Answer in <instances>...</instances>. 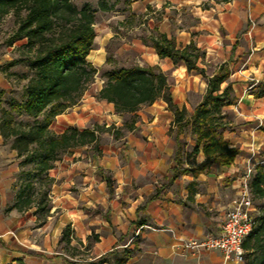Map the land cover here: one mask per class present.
I'll list each match as a JSON object with an SVG mask.
<instances>
[{"label":"rangeland","instance_id":"374dc122","mask_svg":"<svg viewBox=\"0 0 264 264\" xmlns=\"http://www.w3.org/2000/svg\"><path fill=\"white\" fill-rule=\"evenodd\" d=\"M75 5L81 8L85 4H90L98 13V39L103 45L108 38L102 37L107 31L117 33L110 42L109 52L114 57L112 64H105L106 54L103 46L95 49L88 57L90 62L96 64L99 73L95 83L89 86L81 101L64 113L57 116L51 125V130L60 134L67 127L74 126L80 130L93 127L99 123L102 127L100 138L95 146L87 145L72 152L62 155L55 162L54 168L47 173H38L35 163H25V158L18 157L16 152H12V140H4L7 150H10L8 161L10 166L8 173L13 176V190L15 197L19 198L21 209L31 208L32 213L38 217L37 222L47 220L52 216L53 225H27L26 231L20 235L18 244L19 259L13 264H102L100 262H90L93 258V245L101 235L107 233L101 229V225H96L95 229L85 225L76 229L72 225L59 224L61 208L52 209L58 205L55 202L54 192L61 190H71L73 194L80 188L89 187L93 184V190L104 191L106 184H101L103 175L112 179L114 191L117 190V179L123 176L124 167L121 164L122 155L120 150L124 143H130L125 160L132 163L131 171L134 174V159L131 155L133 151H141L145 142H152L156 137V129L160 128V133L174 137L177 126L170 114L172 111L167 103L162 100L152 106L141 108L135 115H125L114 117L113 110H109L105 104H98L97 94L104 86V73L114 66H128L133 63L140 65H155V62L162 65V71L168 76L171 89L174 90L176 102L180 107H186L189 114L193 113L195 104L200 100V94H204L207 89V79L196 72H188L183 65L171 66L168 62L160 61L154 55L152 49L142 48L135 41L136 35L140 32L131 31V26L137 23L120 24L118 21L110 22L107 13H102L99 9L100 0H72ZM98 5H97V4ZM111 4L115 0H110ZM218 0H210L203 8L208 10L205 18L196 19L199 30L194 35L196 43L205 52L204 57L199 61V65L206 70L207 75L212 74L219 65L230 63L231 77L235 93L239 97L236 105L226 107L224 112L230 122L231 129L226 133L228 139L233 142L251 143L252 146H244L254 152L256 158L262 157L258 161L251 160L256 166L264 163V98L258 99L256 93L264 89V0H239L236 3L222 6L224 20L219 19ZM118 8L123 11L126 9L124 2L117 3ZM161 13L153 14L154 21L161 17ZM111 14V13H110ZM118 17V16H117ZM194 21V22H195ZM102 22V23H101ZM18 27L17 19L13 12L0 14V56L3 59L1 65H6L14 59L26 56L24 44L26 40L17 41L13 45L9 44V38ZM135 43V44H133ZM28 63H19L11 68L13 73L10 77L11 85L0 90V123L5 117L4 110L11 111L17 122L27 123L31 121L21 110L20 104L23 99V87L27 84V76L30 75ZM94 64V65H95ZM166 71V72H165ZM224 84L223 86H225ZM188 98L186 99V94ZM180 97V98H179ZM188 102V106H181ZM165 110H169L166 112ZM136 121L134 127H124L125 122ZM186 140L185 152L192 155L193 147L189 144L193 142L191 131L188 129L184 136ZM167 142V141H166ZM165 142V143H166ZM171 145V144H170ZM262 145V146H261ZM240 146V145H238ZM262 147V148H261ZM262 149V150H261ZM74 152H77L73 156ZM260 152V153H259ZM69 159V160H68ZM76 163L80 165L76 172L75 168L68 165ZM107 163H109L107 165ZM111 167L115 171L104 170L102 175H97V167ZM79 173V174H78ZM75 174L77 176L75 177ZM117 178H116V177ZM68 186H63L65 183ZM71 181L73 184H71ZM99 195L102 196L101 193ZM31 199V204L27 200ZM258 213L264 211V199H254ZM123 205L126 204L123 202ZM63 206V204H62ZM35 208V210H34ZM51 212V213H50ZM100 228V234L96 233V228ZM124 255L109 256L107 262L117 264L118 260ZM255 256H247L244 264H254ZM75 260L87 261V263H76Z\"/></svg>","mask_w":264,"mask_h":264},{"label":"trees","instance_id":"16d2710c","mask_svg":"<svg viewBox=\"0 0 264 264\" xmlns=\"http://www.w3.org/2000/svg\"><path fill=\"white\" fill-rule=\"evenodd\" d=\"M116 2L110 5L108 0H100L99 9L110 12ZM9 12H13L18 27L8 42L13 45L26 40V56L0 65V70L10 77L12 67L28 63L30 75L26 77L28 82L23 87L20 108L31 121L17 122L11 111L4 110L0 135L5 141L13 138L12 150L18 157L25 158V163H35L38 173L43 174L53 169L63 154L87 145L96 146L100 138L102 127L99 123L83 130L70 128L60 134L50 128L56 117L76 106L89 86L95 83L99 68L88 57L95 49L97 11L90 4L79 8L72 0H0V14ZM139 39L152 47L161 59H169L175 65L184 64L188 72H196L207 79L206 92L193 113L189 114L186 107L175 102L168 76L158 65L133 63L112 67L103 75L105 82L97 99L113 104L115 113L120 116L135 115L141 108L159 100L168 104L177 126L169 185L184 174L198 177L202 173H210L215 166H231L244 151L225 136L231 125L224 109L239 102L230 81V63L219 65L207 75L199 65L205 52L194 40L183 46L175 37L157 29L144 32ZM114 61V57L108 54L106 64ZM255 96L264 98V89ZM135 122L126 121L124 127L132 128ZM188 129L194 141L192 155L188 157H197L202 149L205 160L187 167L184 136ZM105 181L112 192V179L107 177ZM195 185V182L188 185L190 193H193ZM250 188L253 200L264 199V165L255 167ZM162 191V188L158 189L151 199ZM27 203L31 204V199ZM253 216L256 226L244 246L249 251L247 256H255L254 264H264V211ZM134 252L125 249L117 264H126ZM112 255L118 256L120 251L113 249L93 262L105 263Z\"/></svg>","mask_w":264,"mask_h":264},{"label":"crops","instance_id":"0c3cea01","mask_svg":"<svg viewBox=\"0 0 264 264\" xmlns=\"http://www.w3.org/2000/svg\"><path fill=\"white\" fill-rule=\"evenodd\" d=\"M108 1L110 2V0ZM121 1L126 4V9L123 11L117 5ZM209 1L118 0L114 10L101 12L109 13L108 20L110 22L118 21L120 24H127L137 23L138 20L139 24L131 26V31L140 32L136 35L135 41L142 48L152 49L160 61L168 62L169 59H161L152 47L143 44L139 36L144 32L150 33L157 29L169 37H175L178 43L183 46L192 40L196 42L194 35L197 34V31L195 30H199L198 25H201V22L196 23L195 20L208 15V10L203 6ZM231 1L236 3L239 0H218L220 20L224 18L222 6L225 4L226 8L231 4ZM160 11H162L161 17L154 21L153 14ZM98 24V13H96V30H98ZM116 34L112 31L105 32L102 37L108 36V38L103 45L98 39H95L96 49L103 46L106 54L104 63L98 66L106 64L110 42ZM2 62L3 59L0 56V65ZM169 62L172 64L171 66H175L171 60ZM155 65L163 69L161 64L155 62ZM181 65L184 66V64ZM169 68L171 69V67ZM10 82L11 80L0 70V90L11 85ZM172 93L175 99L174 90ZM204 94H200V100L195 106L202 100ZM187 98L188 94H186ZM160 101L162 100L156 103ZM98 104L107 105L110 111L113 110L114 117H120L115 113L113 104L100 100H98ZM181 106H188V102L186 101ZM170 114L174 120L173 111H170ZM70 128L75 127H67L63 132ZM154 128L158 137L153 142L150 137L151 142H145L141 151L130 153L136 156L134 174L131 171L132 163L124 159L130 143L134 142L124 143L120 150L123 156L121 164H123L124 173L117 179L118 188L116 191L114 188L112 192L109 191L105 181L107 177L103 175V180L100 183H105L106 188L99 192L102 196L92 189V183L89 187L80 188L75 194L71 190L54 192V200L58 205L52 206L51 212L52 209H62L60 222L56 225H72L76 229L90 225L89 232L95 229L96 225H101V229L107 234L101 235L93 245L94 256L89 259L90 262L113 249H118L120 254L121 249L123 252L125 249H131L135 252L130 255L126 264H224V256L218 250H205L196 254L192 250L184 249L182 245L185 241L202 240L209 234L221 231L230 204L239 192V179L245 171L246 165L251 160L259 162L263 156L256 158L254 152L250 153V149H245L244 146H252L251 143L231 141L234 145H240L244 151V154L239 155L231 166H215L210 173H202L198 177L184 174L169 185L168 181L172 175L171 168L174 166V137L166 134L162 136L160 128ZM225 136L229 138L227 134ZM189 145L193 147L194 141ZM12 152L15 151L12 150ZM10 153L11 151L7 150L4 139L0 135V264H13L15 260L19 259L20 235L26 231L27 225H53L51 215L47 217V220L37 222L39 220L36 214L32 213V207L21 209L19 198L15 197L13 190L15 179L8 173L10 166L7 163L14 160L8 159ZM76 154L77 152H74L73 156ZM188 156L185 154L184 157L187 167L205 160L202 149L197 157ZM68 166L70 169L75 168L76 172L80 168V165L76 163ZM105 169L115 171L110 166L103 167L101 165L97 167L95 173L102 175ZM76 176L77 174H75ZM191 182L196 183L193 193H190L188 188ZM71 184H73L72 181ZM63 186H68L66 181ZM160 188L163 191L156 198L151 199ZM123 202L126 204L125 206ZM96 233L100 234L99 227L96 228ZM89 260H75L74 262L87 263ZM64 264L71 263L65 262Z\"/></svg>","mask_w":264,"mask_h":264},{"label":"built area","instance_id":"2783aa9c","mask_svg":"<svg viewBox=\"0 0 264 264\" xmlns=\"http://www.w3.org/2000/svg\"><path fill=\"white\" fill-rule=\"evenodd\" d=\"M260 164L264 165V163ZM255 167L256 165L250 162L246 165L239 179V192L230 204L221 231L209 234L202 240L185 241L182 245L184 249L192 250L196 254L205 250H218L224 256V264L246 262L249 251L244 244L256 226L253 215L258 212L250 188V179Z\"/></svg>","mask_w":264,"mask_h":264}]
</instances>
